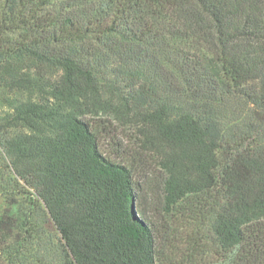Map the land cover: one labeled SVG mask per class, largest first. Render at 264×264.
<instances>
[{
  "label": "trees",
  "instance_id": "1",
  "mask_svg": "<svg viewBox=\"0 0 264 264\" xmlns=\"http://www.w3.org/2000/svg\"><path fill=\"white\" fill-rule=\"evenodd\" d=\"M0 147L64 264H264V0H0Z\"/></svg>",
  "mask_w": 264,
  "mask_h": 264
},
{
  "label": "rangeland",
  "instance_id": "2",
  "mask_svg": "<svg viewBox=\"0 0 264 264\" xmlns=\"http://www.w3.org/2000/svg\"><path fill=\"white\" fill-rule=\"evenodd\" d=\"M232 104L234 109H238V114L242 111L240 116L246 114L247 107L242 102L233 100ZM118 132L117 140L126 137V132L121 128ZM105 142L113 143L109 138ZM5 155L0 147V218L12 216L16 228L10 241L0 247V264H64L61 234L46 207L35 204V196L25 191L24 181L14 179ZM148 172L161 178L162 171L154 165L144 166L141 174L145 176ZM144 198L148 209L160 219L162 205L159 190L146 194Z\"/></svg>",
  "mask_w": 264,
  "mask_h": 264
}]
</instances>
